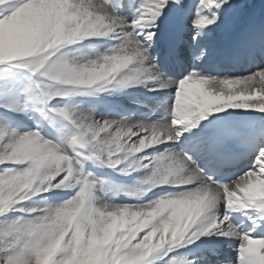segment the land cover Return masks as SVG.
<instances>
[{
	"label": "snow or ice",
	"instance_id": "1",
	"mask_svg": "<svg viewBox=\"0 0 264 264\" xmlns=\"http://www.w3.org/2000/svg\"><path fill=\"white\" fill-rule=\"evenodd\" d=\"M0 264H264V0H0Z\"/></svg>",
	"mask_w": 264,
	"mask_h": 264
},
{
	"label": "bare ground",
	"instance_id": "2",
	"mask_svg": "<svg viewBox=\"0 0 264 264\" xmlns=\"http://www.w3.org/2000/svg\"><path fill=\"white\" fill-rule=\"evenodd\" d=\"M225 254H226V255H231L232 253H231V251L229 250V251H227Z\"/></svg>",
	"mask_w": 264,
	"mask_h": 264
}]
</instances>
